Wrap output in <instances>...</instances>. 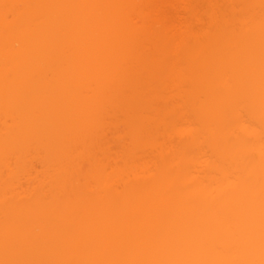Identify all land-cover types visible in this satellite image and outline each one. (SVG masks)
Masks as SVG:
<instances>
[{"label":"bare ground","instance_id":"bare-ground-1","mask_svg":"<svg viewBox=\"0 0 264 264\" xmlns=\"http://www.w3.org/2000/svg\"><path fill=\"white\" fill-rule=\"evenodd\" d=\"M146 1L0 0V264H264V0Z\"/></svg>","mask_w":264,"mask_h":264},{"label":"rangeland","instance_id":"rangeland-1","mask_svg":"<svg viewBox=\"0 0 264 264\" xmlns=\"http://www.w3.org/2000/svg\"><path fill=\"white\" fill-rule=\"evenodd\" d=\"M2 1H5V0H2ZM135 1H136V0H135ZM137 1H139V0H137ZM206 1H207V2H206ZM215 1L218 2V0H215ZM220 1L222 2V0H220ZM220 1H219L218 3H220ZM6 2H7V1H6ZM6 2H5V3H6ZM184 2H185V3H184ZM210 2H212V1L210 0ZM210 2H209V0H205V1H204V0H150V3H151V4H150V3H149V0H147L146 3H145V6H146V7H144V8L146 9V12H147V10H148V16L151 17V14H153L154 12H156V15H158V13H159L163 18L160 17V18H159L160 20H158V22H159V21H162V22L155 23V22L157 21V19H156V21H155V18H154V17L156 16L155 13H154V17H153V19L149 17V19H147V20H151V19H152V20H154L153 22L157 25V26H156V25L154 24L156 27H158V28L161 27V28H160V32L157 31V30H159L158 28H156V31H155V29H154L155 27H154V26H153L154 28L151 27V25H153V23H152V24L149 23V24H151V25H150V27H151V28H150V29H151V32H150V29H149V32H148V31H145V32H147V33H144V34H145L146 36H149V37H148L149 39H150V36H151L150 34H152V33L157 37V39L160 38V37H163V36H162L163 33H165V34L167 33V34L169 35V34L172 32V30L169 28V26L174 25V24H176V23H179V22L183 21V19H184V20L187 19V18L189 19V7H193V6L197 7V10H196V11H197V17L195 18L194 16H191L190 19H191V22L193 23V24H192V25H193L192 28L195 29V28H196V25H197V23H198L197 19H198V18H200V19H204V11H205L206 8H207L206 5H208V3H210ZM136 3H137V2H136ZM138 3H139V2H138ZM156 3H158L156 7L159 8V9L156 8V10H155V9H154L155 6H153L152 8L154 9V12H152L153 10H152V9L150 10L149 8H150L152 5H156ZM159 3H161V4H159ZM204 3H205V4H204ZM0 4H1V3H0ZM143 4H144V3H143ZM5 5H7V3H6ZM221 5H223V4L221 3V4H220V7H222ZM2 6H3V5H2ZM8 6H9V5H8ZM8 6H7V7H8ZM136 6H137V4H136ZM158 6H159V7H158ZM11 7H12V5H11ZM142 7H143V5H142ZM147 7H149V8L147 9ZM161 7H162V8H161ZM218 7H219V6H218ZM0 8H1V7H0ZM2 8H3V7H2ZM8 8H9V7H8ZM8 8H7V9H8ZM140 8H141V7H140ZM11 9H12V8H11ZM1 10H4V9H1ZM9 10H10V9H9ZM143 10H144V9H141L140 11H142V13H143ZM6 11H7V10H6ZM149 11H151V12L149 13ZM7 13H8V12H7ZM140 13H141V12H140ZM144 13H145V10H144ZM9 14H10V13H9ZM9 14H8L7 16H9ZM145 14H146V13H145ZM163 14H164V15H163ZM158 16H159V15H158ZM158 16H156V17H158ZM185 16H186V17H185ZM9 17H11V16H9ZM143 17L146 18L147 16L144 15ZM183 17H184V18H183ZM161 18H162V19H161ZM205 19H207L206 16H205ZM145 20H146V19H145ZM152 20H151L150 22H152ZM148 22H149V21H148ZM160 24H161L162 26H161ZM158 25H159L160 27H159ZM148 27H149V26H148ZM153 29H154V32H156V34H157V32H158V34L160 33V34H159L160 37L157 36L154 32H152ZM147 30H148V28H147ZM149 33H150V34H149ZM148 34H149V35H148ZM153 34H152V35H153ZM154 35L151 36V37H152V38L154 37V39H155V36H154ZM166 37H167V35H166ZM149 39H148V40H149ZM150 40H151V39H150ZM152 40H153V39H152ZM158 40H159V39H158ZM155 41H156V39H155ZM153 42H154V41H153ZM162 47H164V46H162ZM127 112H128V111H127ZM128 113L130 114L131 112L129 111ZM116 114H118V113H116ZM120 114H121V112H120ZM120 114H119V116H121ZM124 114L126 115L127 113H124ZM111 115H112V114H111ZM113 115H114V114H113ZM113 115L111 116V118H112V117H113V118H118V115H117V117H116V116H113ZM125 115H124V116H125ZM127 115H128V114H127ZM130 115H131V114H130ZM108 116H109V115H108ZM108 116H107V117H108ZM126 117H127V116H126ZM129 117H130V116L128 115L127 118L129 119ZM121 118H122V117H121ZM127 118L124 119V117H123L124 120H123V119H118V120L116 119V120H117V124L115 123L116 120L114 119L115 121H113V124H110L109 121L112 120V119H110V117H108V119H110V120H108V122H107V123H108V126H107V125H105V126H106L107 128H109V130H111V132H113V133H114V136H115V133H116V131H117V128H118L119 130L121 129V132H122V130L124 129V128L122 129V127L119 128V127L116 126V125H118L119 122H121L124 126H126L125 129H124V132H123V135L125 134L124 136H126V135H128V133L126 132V131H127L126 129H128L127 127L130 125V124L128 125L129 122L127 123V121H126ZM121 120H122V121H121ZM124 121H126V125L124 124V123H125ZM128 121H130V120H128ZM123 122H124V123H123ZM121 123L119 124V126L122 125ZM107 128H106V132H104V134H105V133H108L109 130H107ZM125 130H126V131H125ZM121 132H120V133H121ZM125 132H126L127 134H126ZM117 133H118V131H117ZM120 133H119V134H120ZM108 134L110 135V138H111L112 134H111V133H108ZM119 134H117V136H116L117 138H119L120 135H122V133H121L120 135H119ZM118 135H119V136H118ZM123 135H122V136H123ZM122 136H121V137H122ZM124 136H123V137H124ZM127 137H128V139L126 138L125 140L128 141L130 138H129V136H127ZM107 139H109V138H107ZM121 139L123 140V138H121ZM109 140L111 141V139H109ZM115 140H116V139H115ZM107 141H108V140H107ZM110 141H109V142H110ZM113 141H114V140H113ZM117 141H118V140H116V142H117ZM119 141H121V140L119 139ZM116 142H115V144H118V142H117V143H116ZM121 142H122V141H121ZM121 142H120V145H121ZM122 143H123V142H122ZM107 144H108V143H107ZM111 144H112V143H111ZM111 144H110V145H111ZM113 144H114V143H113ZM120 145H119V146H120ZM119 146H118V147H119ZM113 147H114V145H113ZM114 148H115V147H114ZM114 148H112V149L114 150ZM116 148H117V147H116ZM112 149H111V150H112ZM111 150H110V151H111ZM115 150H116V149H115ZM118 150H119V149H118ZM113 152H114V151H113ZM114 153H116V152H114ZM149 154H150V153H149ZM149 154L146 155L147 158L150 157ZM147 158H145V159H147ZM34 163L37 165V169H40L38 163H37V162H34ZM39 164H40V163H39ZM35 167H36V166H35Z\"/></svg>","mask_w":264,"mask_h":264}]
</instances>
